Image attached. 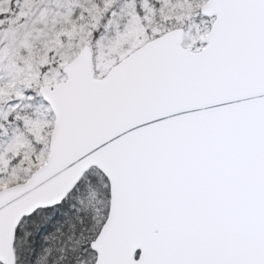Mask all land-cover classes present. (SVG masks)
Listing matches in <instances>:
<instances>
[{
	"label": "snow or ice",
	"instance_id": "1",
	"mask_svg": "<svg viewBox=\"0 0 264 264\" xmlns=\"http://www.w3.org/2000/svg\"><path fill=\"white\" fill-rule=\"evenodd\" d=\"M0 264H264V0H0Z\"/></svg>",
	"mask_w": 264,
	"mask_h": 264
}]
</instances>
